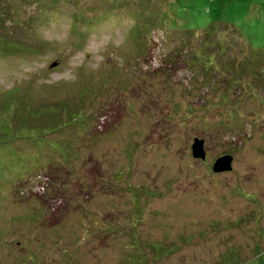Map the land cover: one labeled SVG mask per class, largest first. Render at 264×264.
<instances>
[{"label": "rangeland", "instance_id": "obj_1", "mask_svg": "<svg viewBox=\"0 0 264 264\" xmlns=\"http://www.w3.org/2000/svg\"><path fill=\"white\" fill-rule=\"evenodd\" d=\"M59 1L0 0V19L10 6L5 22H19L6 47L0 27V264L144 263L104 229L134 221L127 179L159 193L145 228L163 208L145 229L160 259L146 251V264H264V0H129L135 19ZM226 68L258 88L229 89ZM227 154L231 170L214 172Z\"/></svg>", "mask_w": 264, "mask_h": 264}, {"label": "trees", "instance_id": "obj_2", "mask_svg": "<svg viewBox=\"0 0 264 264\" xmlns=\"http://www.w3.org/2000/svg\"><path fill=\"white\" fill-rule=\"evenodd\" d=\"M66 0H60L59 1V4H60V6L62 5V2H65ZM71 2H74V3H77L78 5H80V9H89V8H91V9H98L97 7H99V5H96L95 3H94V1L93 0H88L89 2H85V0H81L80 2H78L77 0L76 1H73V0H70ZM101 1H103L102 3H101V5H100V7L102 6V4L106 7V9L108 10L109 9V7L110 6H120V7H122V6H126V8H128V9H130L131 10V12H129V13H131V18L132 19H135L134 18V16L136 15V13L137 12H141L140 11V9L137 7V4L134 2V3H131V2H129V0H100V2ZM108 1V3H106ZM100 2H98V3H100ZM96 5V6H95ZM9 7L10 6H8L7 7V9L5 10V13L7 14V18L6 19H8V16H9ZM89 7V8H88ZM109 11V10H108ZM104 15H109V13H107V12H104ZM101 16H102V13H101ZM5 18H1L0 19V27L3 29V31L1 32L4 36V39H2V40H4V41H1V44H2V46H4V47H6V46H8V42L7 41H9V39H5V38H7V37H9V35H11V34H9L8 33V30L10 29L9 28V26H11V27H14V28H18V21H16V20H14V19H12V20H10L11 21V24H9V23H6L5 22V20H6ZM9 24V25H8ZM137 24V23H136ZM139 24H142V23H139ZM151 34V35H150ZM31 35V34H30ZM36 35V33L35 32H33V35L32 36H35ZM146 37H148L149 39L151 38V36H152V32L151 33H149L148 35H145ZM165 42V45H166V49L170 52L171 51V47L169 46V44L170 43H166V41H164ZM180 50V49H179ZM178 50V51H179ZM178 51H175V53L176 52H178ZM231 52V50H229V48L228 47H225L224 48V50L222 51V53H225V52ZM28 56H30L31 57V55H30V53L28 52V51H25L23 54H21L20 56L18 55L17 56V58H16V60H15V63H21L22 61H26L28 58ZM230 56V55H229ZM57 63V62H56ZM1 65V64H0ZM3 65V64H2ZM14 66H15V64H13ZM4 66V65H3ZM51 66H53V64H51ZM209 67H212V66H208V67H205V66H201L200 67V69H201V71H202V69H203V72L202 73H205V75L209 78V73H207V71H208V68ZM205 69V70H204ZM239 69V68H238ZM240 71H251V68H241L240 67V69H239ZM206 71V72H205ZM224 73H227V76H226V80H227V86H228V88L230 89V87H232V85L233 84H245V85H247V87H248V89H250L251 90V92L252 91H254V90H256V88H258L256 85L257 84H255V83H252V82H248V81H246V80H236V79H234L233 78V76L231 75V74H228V69L226 68V69H224V70H222ZM14 75V74H13ZM202 80H203V78H202ZM233 81V82H232ZM226 86V87H227ZM223 97H222V99L224 100V99H226V97H227V95H222ZM83 118H85V119H83V121L81 122V125H82V127L84 126V128H86L87 129V126H86V124L89 122L88 121V119H87V116H84ZM197 137V136H196ZM198 138H202V137H198ZM203 140H204V138H202ZM122 171H123V176H119L118 177V180L120 181L121 180V178L120 177H125L124 176V170H123V168L121 169V173H122ZM118 172H120V170L118 171ZM108 174H110V173H108ZM127 175H129V171L127 172ZM68 177V176H67ZM58 179H60V178H58ZM58 183H60L61 182V179H60V181H57ZM125 182L127 183V190H128V192H129V188H133V189H135L136 190V195H133V194H131L130 193V196L132 197L131 198V200H132V209L134 210V213H135V215L136 216H134V221L137 219V221H138V224L136 225V227H137V230H136V232H135V234L134 233H132V227H133V225H134V221L133 222H131V224L129 225V226H127V224H123V225H118V224H116V223H114L112 220H110V221H112V226L111 227H106V223H107V219H106V221H104L105 222V224H104V226L106 227V228H104L105 229V232L108 234V236L109 235H112V237L113 238H111L110 240H109V245H108V248H110L109 246H114V248L115 249H117L118 251H116V252H118L120 255H121V251L122 252H124L125 251V249H123L124 248V246L122 245V243L124 242V243H127V241H129V242H133V241H136L137 242V244H139L140 245V247H143L144 248V254H145V257L143 258V260H144V263L142 262V264H146V260L148 259L147 258V255L148 254H150V253H153V252H156L157 250H156V247L154 246V241H157V238H151L150 236H148L147 234H149V232H146V230L145 229H150V230H156V231H158V226L160 227L161 226V224L163 223V221H162V219H160V214L163 212V208H161V206H158V207H156V209H155V213H156V216H155V221H153V224H152V226H151V228L150 227H148V228H145V224L143 225V219H144V216H143V214H144V212L146 211V208H147V206H148V203H150L151 202V200L153 199V198H156V199H158L159 198V193L157 194V193H153V191L154 190H149V191H145L144 189H142L141 188V186H138V187H136V188H134V187H131V185H130V183L128 182V179H127V181L125 180ZM58 183H56V182H54L53 184L54 185H56V184H58ZM59 186V185H58ZM57 186V187H58ZM62 186V185H61ZM108 186H109V184H108V182H107V185H106V192L108 193L109 192V190H108ZM64 187H67V188H69V185L67 184V183H63V186H62V189L64 188ZM99 187L101 188V190L104 188V185L103 184H101V185H99ZM123 187H125V186H123ZM129 187V188H128ZM78 188V187H77ZM74 193V192H73ZM139 195H145V197L147 196V198H144V199H141L140 198V196ZM104 203H106L107 204V207H106V213L108 214V215H110L111 216V219L113 218V214L114 213H112L111 212V209H112V202H110L109 200L108 201H105ZM140 203V204H139ZM159 204V203H158ZM66 207H68L67 205H65ZM43 207V206H42ZM138 207L139 208H141V210H140V212H138L137 213V211H138ZM88 208H89V206H88ZM111 208V209H110ZM43 210H44V207H43ZM88 211H89V209H88ZM62 213V212H61ZM61 213H58V215H56L55 217L57 218V219H61V220H63V216H62V214ZM102 220H105V217H103L102 218ZM100 221V220H99ZM44 220H42L40 223H37V224H35V226L36 225H38V226H40L41 228H45L44 227ZM103 225V224H102ZM48 227H51L50 225H48ZM97 232L98 231H101V226L100 227H97ZM139 230V231H138ZM103 232H104V230H102ZM93 233V232H92ZM91 233V234H92ZM41 234V233H40ZM42 236V235H41ZM43 237V236H42ZM119 237H121V238H123V239H120V240H118L117 238H119ZM87 238H89V235H87V236H85V238L84 239H87ZM40 239V240H39ZM84 239H82V240H84ZM36 240L38 241V245H41V243L42 244H44V242H45V240L43 239V238H40V235L38 236V237H36ZM82 240H80V241H82ZM102 240L104 241V240H106L105 238H102ZM76 242H78V241H76ZM85 242H86V240H85ZM84 242V243H85ZM120 242V243H119ZM79 243V242H78ZM105 245V244H104ZM128 246H132L131 244H129V245H127V248H128ZM40 247V246H39ZM97 248H96V250L97 251H99V250H102L101 248L103 247V245L102 244H98V246H96ZM179 247H180V245H179ZM146 251H147V253H148V251L150 252V253H148V254H146ZM25 252H27V253H29V254H33L32 256L35 258V256H36V254H34V252L32 251V249H28L27 251H25ZM69 252H72L73 254H75L77 251H76V249H74L73 248V251H71V250H69ZM23 253V252H22ZM153 255H154V253H153ZM171 254H169V255H164V256H170ZM154 257H155V259H160V258H158L159 256L158 255H154ZM163 257V255L161 256V258ZM180 260L181 259H179L178 260V264H183V263H181L180 262ZM75 264H77V263H75Z\"/></svg>", "mask_w": 264, "mask_h": 264}, {"label": "water", "instance_id": "obj_3", "mask_svg": "<svg viewBox=\"0 0 264 264\" xmlns=\"http://www.w3.org/2000/svg\"><path fill=\"white\" fill-rule=\"evenodd\" d=\"M204 140L202 138L195 137L192 144L193 156L204 160L206 157L205 150L203 148ZM232 155H222L218 157L213 165L214 172H225L231 170Z\"/></svg>", "mask_w": 264, "mask_h": 264}]
</instances>
